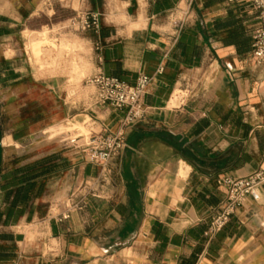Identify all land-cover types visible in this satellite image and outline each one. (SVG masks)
Wrapping results in <instances>:
<instances>
[{
    "label": "crops",
    "instance_id": "crops-1",
    "mask_svg": "<svg viewBox=\"0 0 264 264\" xmlns=\"http://www.w3.org/2000/svg\"><path fill=\"white\" fill-rule=\"evenodd\" d=\"M45 4L0 0V264H264V185L205 236L225 198L218 179L264 169V65L251 53L250 1L80 0L101 13L98 34ZM45 40L46 51L63 43L71 53L37 61ZM99 72L130 84L152 76L148 112L129 130L107 196L60 221L100 167L82 151L86 134L59 128L115 132L127 112L95 100L88 79ZM43 160L42 192L15 202L26 167Z\"/></svg>",
    "mask_w": 264,
    "mask_h": 264
},
{
    "label": "built area",
    "instance_id": "built-area-1",
    "mask_svg": "<svg viewBox=\"0 0 264 264\" xmlns=\"http://www.w3.org/2000/svg\"><path fill=\"white\" fill-rule=\"evenodd\" d=\"M249 1L257 11V22L251 31V53L256 65H264V0ZM73 21L81 31L91 30L100 33L101 13L99 12L82 11ZM162 71L163 65L159 69V72ZM152 81L153 77L146 73H140L135 84L103 72L88 79V83L95 87V100L98 103H109L118 108L127 107V112L121 119L117 131L93 132L82 147L83 153L100 167V171L97 176L70 193L66 203L67 209L58 214L60 221L69 218L74 211L84 210L90 197L107 196V188L112 183L113 163L128 146L129 130L147 115L145 95ZM218 184L225 188V198L216 208L205 231V236L209 239L225 227L248 197L255 200L260 198V190L264 185V169L247 176L224 175L218 179Z\"/></svg>",
    "mask_w": 264,
    "mask_h": 264
},
{
    "label": "rangeland",
    "instance_id": "rangeland-1",
    "mask_svg": "<svg viewBox=\"0 0 264 264\" xmlns=\"http://www.w3.org/2000/svg\"><path fill=\"white\" fill-rule=\"evenodd\" d=\"M51 1V5L55 8L57 15L56 18H58L59 20L61 19H65V18H72V17H76L77 14L79 12L82 11L81 8V4H80V0H46V4L44 7L48 6L50 4ZM45 11L46 8H44ZM48 20V18L46 16H41L37 22L35 26H39V24H43ZM45 48H49V44L48 42H46V40L44 42L41 43V46L39 47V49L37 51H33L34 56L37 58V61H48V60H56L57 58H64L65 56V52L67 51V53H71V47L64 45L63 43L60 44V46H57L56 44L53 45L54 49H50L53 50L54 52H57L56 55L51 54L50 50H45ZM72 61H77V56L73 57ZM182 95H184V92L181 91L178 95V97H182ZM60 131H64V132H68L71 134V137H76L77 134H86L87 137L89 138V136L91 135V132L89 131V129L87 127H85V125L83 124H78V125H68V126H62L59 128L58 130ZM57 130H54L53 133H56Z\"/></svg>",
    "mask_w": 264,
    "mask_h": 264
},
{
    "label": "trees",
    "instance_id": "trees-1",
    "mask_svg": "<svg viewBox=\"0 0 264 264\" xmlns=\"http://www.w3.org/2000/svg\"><path fill=\"white\" fill-rule=\"evenodd\" d=\"M233 37H236V33H233ZM248 44H246V48H248L247 46ZM46 160H43L41 162H37L34 163L28 167H26L27 169H29L28 174L24 175L21 179V186L18 188L17 193L15 195V202L18 200L21 201H28L30 200L33 196H37L39 195L42 190H43V186L42 184H40V186L38 187V178L43 176L47 170L48 167L44 166ZM42 164L43 167L37 168L38 165Z\"/></svg>",
    "mask_w": 264,
    "mask_h": 264
},
{
    "label": "water",
    "instance_id": "water-1",
    "mask_svg": "<svg viewBox=\"0 0 264 264\" xmlns=\"http://www.w3.org/2000/svg\"><path fill=\"white\" fill-rule=\"evenodd\" d=\"M3 159V147H2V132H1V122H0V173Z\"/></svg>",
    "mask_w": 264,
    "mask_h": 264
}]
</instances>
